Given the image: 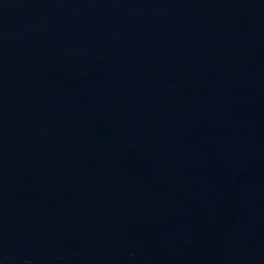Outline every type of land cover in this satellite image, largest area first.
I'll list each match as a JSON object with an SVG mask.
<instances>
[{"label": "water", "instance_id": "obj_1", "mask_svg": "<svg viewBox=\"0 0 264 264\" xmlns=\"http://www.w3.org/2000/svg\"><path fill=\"white\" fill-rule=\"evenodd\" d=\"M0 264H264V0H0Z\"/></svg>", "mask_w": 264, "mask_h": 264}]
</instances>
